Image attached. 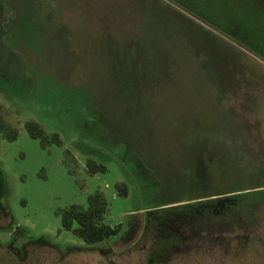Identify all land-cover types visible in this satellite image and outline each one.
Segmentation results:
<instances>
[{
  "label": "rangeland",
  "instance_id": "1",
  "mask_svg": "<svg viewBox=\"0 0 264 264\" xmlns=\"http://www.w3.org/2000/svg\"><path fill=\"white\" fill-rule=\"evenodd\" d=\"M0 105V264H264V0H0Z\"/></svg>",
  "mask_w": 264,
  "mask_h": 264
},
{
  "label": "trees",
  "instance_id": "2",
  "mask_svg": "<svg viewBox=\"0 0 264 264\" xmlns=\"http://www.w3.org/2000/svg\"><path fill=\"white\" fill-rule=\"evenodd\" d=\"M24 127L31 137L40 140L42 146L48 142L61 143V139L57 132L48 134L35 120L25 121ZM0 135L8 140H14L18 136L17 128L5 121L2 115L1 105ZM85 166L89 174H95L106 170L105 164L92 157L86 158ZM115 188L119 195H128V186L125 182H117ZM2 209L5 211L6 208L0 203V215L3 214ZM106 213L107 203L99 192H94L87 196L86 207L72 204L59 211L62 228L71 230L73 234L81 238L87 244L107 241L122 230L121 224L111 225L104 221Z\"/></svg>",
  "mask_w": 264,
  "mask_h": 264
}]
</instances>
